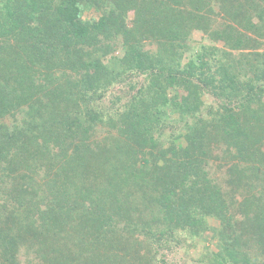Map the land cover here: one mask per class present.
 Listing matches in <instances>:
<instances>
[{
    "label": "trees",
    "instance_id": "1",
    "mask_svg": "<svg viewBox=\"0 0 264 264\" xmlns=\"http://www.w3.org/2000/svg\"><path fill=\"white\" fill-rule=\"evenodd\" d=\"M239 1L225 52L188 37L223 0H0V264H169L202 237L199 264H264V51L241 50L264 0Z\"/></svg>",
    "mask_w": 264,
    "mask_h": 264
},
{
    "label": "rangeland",
    "instance_id": "2",
    "mask_svg": "<svg viewBox=\"0 0 264 264\" xmlns=\"http://www.w3.org/2000/svg\"><path fill=\"white\" fill-rule=\"evenodd\" d=\"M235 0H223V2L221 4H217L213 6V12H206L205 14H203V19H199L196 21H199V23H194V24H190L188 27V37L191 40V44L193 46L195 45H206L207 48L210 47H217L219 50H223V51H228L226 50V48L223 47V45H221V43H215L209 40V35L211 34L212 30L214 29H218V27L221 24H229V19H230V15L228 13V11H234L235 8H232L231 6H233V2ZM239 1V0H238ZM240 2V1H239ZM237 2V3H239ZM234 7V6H233ZM228 8V9H227ZM244 13H250L251 14V9H248L246 7V5L244 6ZM179 16V15H178ZM178 18V17H177ZM188 26V25H187ZM187 26L185 28V31L187 29ZM233 26V25H231ZM193 29V30H192ZM246 34H249L248 32H245ZM251 41L248 42V44L243 47L241 50L246 53L249 52L250 48H256V51L258 52H263L264 51V29L260 31L259 35H251ZM255 41V42H254ZM214 43V44H213ZM197 46V47H198ZM197 50V48L194 50V52ZM233 54L235 53V51L232 52ZM118 54V53H117ZM120 86H116V90L114 93H118V94H122L121 90L124 88H119ZM105 102L107 103V101L105 100ZM201 102L204 103V107H202L203 109V114H206L209 108H215L217 106L216 100L208 95V94H204L201 98ZM214 116V115H213ZM10 117H6L5 119L3 118V122L7 123L10 119ZM211 121H215V118H210L209 122ZM165 134H167V131H165ZM169 134V133H168ZM163 139V138H162ZM164 139H167L166 137H164ZM177 143H179L177 141ZM170 144L165 142L162 144V146L160 147V149H164L167 150L169 149ZM217 147V146H216ZM212 156V155H211ZM217 158V159H216ZM228 164L226 163L225 158L222 156V152H221V148H218L216 150V152L213 155V158L211 160L210 166L208 167V173L210 178L212 177L214 179V181L216 182L215 185H218V189L222 192V193H227L228 191V185H227V169H228ZM245 194V193H244ZM242 194L241 197L240 195H236L234 197V201H236V205L241 202L243 199H246L247 197ZM242 198V199H241ZM102 204L106 201V197L104 196L102 198ZM230 202V200H229ZM105 206V204L103 205V207ZM238 207V206H237ZM209 224L212 226H216V222L213 219L208 220ZM82 237V236H81ZM187 243H185V241L181 244L178 245V248H176L174 250V252L171 255H168L167 257V261L169 264H199L198 263V259L200 256V252L198 249L202 248H208L209 249H213V245L212 243L208 240V238L206 237H202L198 243L196 244V246L198 247L197 249H195L193 246L190 247V240L187 238H184ZM35 241V239H34ZM185 243V244H184ZM160 257V255H158V258Z\"/></svg>",
    "mask_w": 264,
    "mask_h": 264
}]
</instances>
